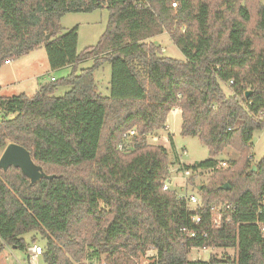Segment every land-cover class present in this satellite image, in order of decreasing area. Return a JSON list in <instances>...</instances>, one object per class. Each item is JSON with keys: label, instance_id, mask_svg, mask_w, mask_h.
Listing matches in <instances>:
<instances>
[{"label": "trees", "instance_id": "16d2710c", "mask_svg": "<svg viewBox=\"0 0 264 264\" xmlns=\"http://www.w3.org/2000/svg\"><path fill=\"white\" fill-rule=\"evenodd\" d=\"M246 1L0 0V68L41 48L52 71L72 68L31 98H0V157L19 144L54 177L32 186L20 170H0L1 249L26 253L38 239L25 236L37 233L46 241L44 264L103 257L136 264L152 251L150 264H264V158L257 173L250 167L235 180L202 186L203 203L192 209L163 190L168 150L147 143L180 110L182 135L199 138L211 153L180 171L216 168L232 145L252 151L255 132L264 131V4L252 2L253 15ZM105 5V33L79 54V27L64 29L62 17ZM164 33L184 61L164 55L156 42ZM89 60L93 66L79 71ZM107 63L110 94L103 96L95 72ZM62 87L69 91L56 96ZM133 129L137 135L126 139ZM220 203L235 210L219 212L215 227ZM198 248L238 255L190 261Z\"/></svg>", "mask_w": 264, "mask_h": 264}, {"label": "rangeland", "instance_id": "374dc122", "mask_svg": "<svg viewBox=\"0 0 264 264\" xmlns=\"http://www.w3.org/2000/svg\"><path fill=\"white\" fill-rule=\"evenodd\" d=\"M252 2L255 0H247L245 3L251 8L253 15H255L256 8ZM257 3L264 4V0H258ZM110 12L108 8L103 6L101 9H96L92 12L68 13L61 19V25L66 30H71L79 27V38L77 45V52L81 54L89 47L96 46L105 33ZM157 44L162 48L165 56L177 60H185L181 51L176 47L168 33H164L156 39ZM94 62L92 60L86 61L79 66V71L83 68L92 67ZM72 73L71 67L62 68L52 71L48 59V54L45 48L20 58L11 64L4 65L0 68V98L14 97L26 95L33 97L39 91L40 87L50 82L52 78L57 80L68 77ZM95 80L97 82L98 90L103 96L110 94L111 81V66L105 64L95 72ZM223 88L228 97L233 96V91L228 85H223ZM69 88H60L56 96L62 97ZM182 123V122H181ZM172 132L174 139V148L162 140L164 133L159 131L158 134H152L147 137V143L155 146L168 145L166 148L169 153L170 163V177L172 178V190L177 193L186 192L187 194H194L200 197L203 203V196L198 191L199 187L210 186L211 182L222 184L224 178L232 180L240 176L246 170L250 174L257 173L259 170V162L264 158V131H256L252 140L253 148L248 154L243 153L234 145L227 147L222 154L216 157L218 163L227 162L228 168H222L215 173L204 172L200 176L193 178H186L183 171H180L184 165H195L203 161L211 159L209 149L197 137H185L180 131L181 126L176 120L172 123ZM137 132V129H133ZM157 137V141H155ZM251 153V155H250ZM247 155V156H246ZM253 167L257 169L256 172H251ZM246 188L241 186L240 188ZM216 203V202H215ZM218 203V202H217ZM221 204V203H220ZM217 204L218 207H221ZM38 239V244L43 247L46 241L40 234L33 233L25 236V239L30 242L32 237ZM156 254V253H155ZM153 252H148L146 255L137 259L136 264H150L151 259L155 257ZM217 255L221 259L233 258L238 255V249H211L205 252L204 250H192L188 256L190 261H209L211 255ZM105 260L103 257L100 261L87 260L83 264H101ZM0 264H29L27 255L21 250H9L8 248H0Z\"/></svg>", "mask_w": 264, "mask_h": 264}, {"label": "built area", "instance_id": "2783aa9c", "mask_svg": "<svg viewBox=\"0 0 264 264\" xmlns=\"http://www.w3.org/2000/svg\"><path fill=\"white\" fill-rule=\"evenodd\" d=\"M174 7H176V4H173ZM10 61H7L6 64H10ZM54 79V78H53ZM233 82H231L232 84ZM137 135V132L134 130H131L127 133V135H125L126 139L135 137ZM157 137H155V141H157ZM123 147L120 146V149H122ZM222 168H228V164L227 162H220L218 163L216 168H210V169H199V170H185L183 172V174L186 176V178H191L194 176H200L202 173L204 172H208V173H214L216 170L222 169ZM172 178L170 177L168 182L164 185L163 190L164 191H169L172 190L171 186H172ZM201 188V187H200ZM177 198L178 200H182L184 202L187 203L188 207L190 208H196L198 207V205H201L202 202L199 199V197L197 195L194 194H187L186 192L183 193H177ZM221 207H217L218 208V213L216 214V218L214 219V226L215 227H220V222H221V215L219 212L221 211H234L235 207L229 203H221L220 204ZM197 222H200V219L197 218L196 219ZM195 234H191V237H194ZM0 243H4L1 236H0ZM10 250V248H8ZM12 250V249H11ZM195 250V249H193ZM197 250H204L205 252H207L208 250H211V248H198ZM154 252V251H152ZM44 254H45V246L43 247L42 245H39L38 243L35 245H31L27 251H26V255H27V260L29 264H44ZM101 264H108L106 262V260H104Z\"/></svg>", "mask_w": 264, "mask_h": 264}, {"label": "water", "instance_id": "95a60500", "mask_svg": "<svg viewBox=\"0 0 264 264\" xmlns=\"http://www.w3.org/2000/svg\"><path fill=\"white\" fill-rule=\"evenodd\" d=\"M49 38L48 36L47 39ZM250 94L251 92H247L246 97L248 98ZM11 168L20 170L32 186L44 179L52 180L54 178L49 176L42 166L35 163L31 153L25 147L16 143L9 144L0 157V170L8 172ZM256 171L257 169L253 167L251 172ZM224 188L229 189V186L226 185Z\"/></svg>", "mask_w": 264, "mask_h": 264}, {"label": "crops", "instance_id": "0c3cea01", "mask_svg": "<svg viewBox=\"0 0 264 264\" xmlns=\"http://www.w3.org/2000/svg\"><path fill=\"white\" fill-rule=\"evenodd\" d=\"M12 63V62H11ZM10 63V64H11ZM176 120L178 121V123L181 126L180 131L182 132V124H183V118H182V112L180 110H173L170 115L168 116L167 119V124H166V129L162 131V133H164L162 140H164L165 142H169V136L172 135L173 137V132H172V123L175 122ZM182 122V123H181ZM160 132H157L155 134L159 135ZM174 141V139H173ZM169 144V143H168ZM166 148L168 147V145H164ZM153 254H155V252H153ZM156 255V254H155Z\"/></svg>", "mask_w": 264, "mask_h": 264}]
</instances>
